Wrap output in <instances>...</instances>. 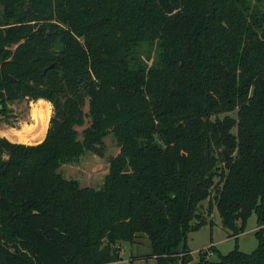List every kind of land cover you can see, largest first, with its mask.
<instances>
[{
    "label": "trees",
    "instance_id": "obj_1",
    "mask_svg": "<svg viewBox=\"0 0 264 264\" xmlns=\"http://www.w3.org/2000/svg\"><path fill=\"white\" fill-rule=\"evenodd\" d=\"M25 99L54 115L38 145L0 137V264H113L142 238L187 264L208 200L236 240L255 213L258 245L198 264H264V0H0V115ZM109 135L103 187L63 175Z\"/></svg>",
    "mask_w": 264,
    "mask_h": 264
},
{
    "label": "rangeland",
    "instance_id": "obj_2",
    "mask_svg": "<svg viewBox=\"0 0 264 264\" xmlns=\"http://www.w3.org/2000/svg\"><path fill=\"white\" fill-rule=\"evenodd\" d=\"M34 104V101L31 102L28 99L8 102L9 111L7 116L0 115V137L21 145L35 146L42 143L48 130L45 134H42L41 130H39L41 127L38 126V117L35 118L38 112H33ZM53 110L54 108L51 104L50 117L54 115ZM90 122L91 120L87 118L85 126L77 127L80 139H83V132L90 125ZM104 141L108 147L104 157L87 152L77 161L63 164L61 167L63 175L67 179L80 182V185L84 187H103L104 179L110 171V160L120 152V146H118L113 135H109ZM209 205V200L203 202L204 208H202L201 214L207 216L209 221L212 220V223L202 227L201 230L189 234L188 246L192 251L193 260L187 264H198L200 252L210 246L217 247L223 254L236 250V247L245 253L254 252L258 245L256 235L259 229L257 215L254 213L248 219L245 232L240 234L238 240H236V238L228 236L229 232L223 227L221 216L216 210H213V213H210L211 215L208 213ZM120 245L122 248V260L113 264H157L156 259L150 256L152 250L148 238H142L133 244L121 242ZM210 257L214 261L218 260V256L214 253H211Z\"/></svg>",
    "mask_w": 264,
    "mask_h": 264
},
{
    "label": "bare ground",
    "instance_id": "obj_3",
    "mask_svg": "<svg viewBox=\"0 0 264 264\" xmlns=\"http://www.w3.org/2000/svg\"><path fill=\"white\" fill-rule=\"evenodd\" d=\"M33 110V109H32ZM38 112L36 117H38V126L41 128V133L45 134L50 122L51 115V104L45 99H41L40 101L35 102L33 112Z\"/></svg>",
    "mask_w": 264,
    "mask_h": 264
},
{
    "label": "water",
    "instance_id": "obj_4",
    "mask_svg": "<svg viewBox=\"0 0 264 264\" xmlns=\"http://www.w3.org/2000/svg\"><path fill=\"white\" fill-rule=\"evenodd\" d=\"M63 46H62V44H61V42L60 41H58V45H57V47H56V50L58 51H63ZM55 66V64H52V65H50L49 67H47L46 69H45V72L47 71V70H49V69H51V68H53ZM224 154H225V157H226V161H228L229 159H230V157L228 156V154H227V152L224 150ZM214 172H212L211 174H209V177H211L212 176V174H213Z\"/></svg>",
    "mask_w": 264,
    "mask_h": 264
},
{
    "label": "crops",
    "instance_id": "obj_5",
    "mask_svg": "<svg viewBox=\"0 0 264 264\" xmlns=\"http://www.w3.org/2000/svg\"><path fill=\"white\" fill-rule=\"evenodd\" d=\"M217 248V247H216Z\"/></svg>",
    "mask_w": 264,
    "mask_h": 264
}]
</instances>
